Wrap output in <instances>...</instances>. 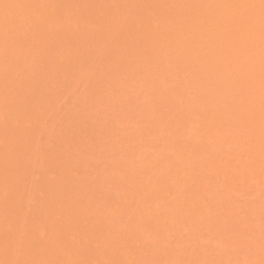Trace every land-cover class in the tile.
Returning <instances> with one entry per match:
<instances>
[{"label":"rangeland","instance_id":"rangeland-1","mask_svg":"<svg viewBox=\"0 0 264 264\" xmlns=\"http://www.w3.org/2000/svg\"><path fill=\"white\" fill-rule=\"evenodd\" d=\"M0 264H264V0H0Z\"/></svg>","mask_w":264,"mask_h":264}]
</instances>
